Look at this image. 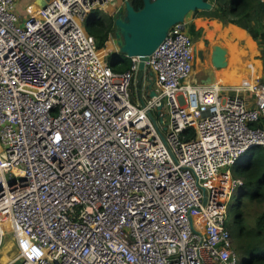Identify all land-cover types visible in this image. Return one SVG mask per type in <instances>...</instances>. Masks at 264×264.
Segmentation results:
<instances>
[{
	"label": "built area",
	"instance_id": "1",
	"mask_svg": "<svg viewBox=\"0 0 264 264\" xmlns=\"http://www.w3.org/2000/svg\"><path fill=\"white\" fill-rule=\"evenodd\" d=\"M16 1L0 0V253L7 227L18 244L3 264H240L226 215L244 180L220 170L264 153V72L190 82L194 41L177 23L148 56L156 95L141 107L138 58L114 70L85 28L113 0L27 17Z\"/></svg>",
	"mask_w": 264,
	"mask_h": 264
},
{
	"label": "trees",
	"instance_id": "2",
	"mask_svg": "<svg viewBox=\"0 0 264 264\" xmlns=\"http://www.w3.org/2000/svg\"><path fill=\"white\" fill-rule=\"evenodd\" d=\"M130 1H132L136 9L143 4V0ZM207 1L213 4V9L203 12L208 13L210 17L222 21L223 24H234L237 26L241 22L247 24L249 35L256 40L261 48L263 59L264 0ZM203 12L195 10L191 13L193 15ZM113 20V16L107 15L100 9L92 11L86 19V31L94 37L100 50L105 48L106 41L111 38ZM188 35L195 41L201 35V30H196L194 25L190 24ZM108 58L109 65L114 70L126 71L130 68V58L121 57L118 53H112ZM186 136L192 138L194 131L189 129ZM239 163L242 175L240 177L243 178L244 182L238 194L233 215L234 244L240 255V264H264V212L257 218L255 226L251 227L244 212L245 202L243 200L245 198L250 202L264 203V153L260 147H254L241 157Z\"/></svg>",
	"mask_w": 264,
	"mask_h": 264
},
{
	"label": "water",
	"instance_id": "3",
	"mask_svg": "<svg viewBox=\"0 0 264 264\" xmlns=\"http://www.w3.org/2000/svg\"><path fill=\"white\" fill-rule=\"evenodd\" d=\"M49 1V0H48ZM41 7H46V0H38ZM213 4L207 0H143L139 8H135L132 1L123 0V8L117 10L113 16L112 36L117 47L113 53L127 58L137 57L138 66L135 84L132 87L133 96L144 107L146 100L156 95L153 89L154 80L152 73L147 71L146 61L157 47L166 38L169 30L177 23H184L186 16L198 11H211ZM36 9L30 10V13ZM208 45V43H204ZM194 54L200 55V61L205 63L202 51L194 47ZM209 65L202 68L204 79L201 84H214L216 82L215 70L227 66V49L219 44L212 46ZM143 85L147 87V93L143 92ZM163 102L157 107L160 111ZM147 114L152 123L158 127L152 111ZM162 140L166 144L165 137Z\"/></svg>",
	"mask_w": 264,
	"mask_h": 264
},
{
	"label": "rangeland",
	"instance_id": "4",
	"mask_svg": "<svg viewBox=\"0 0 264 264\" xmlns=\"http://www.w3.org/2000/svg\"><path fill=\"white\" fill-rule=\"evenodd\" d=\"M114 4H115V0H113L109 5H114ZM25 5L26 2H24V4H18V7L15 6V12H17L18 14H22L21 8L23 10ZM102 12H105V10H102ZM196 15L197 14L192 15V13H189V15H187L186 17V22L190 17ZM198 15L200 17L201 16L207 17L206 21L197 23L196 27L197 29H201V35L199 36V38H197L194 41V47H197L198 51L199 50L202 51V57L205 60V63H202L200 61L199 54H195L193 72L197 73L199 70L209 65L211 50L214 44H219L227 47L226 43L231 40L233 41V43L237 42V45L234 47V49H227L228 64L226 67H224V69L223 68L219 69L220 71L217 74V77H221V80L223 81L227 80L226 84L228 85H237L246 82L247 79L242 74H246L249 79L254 78L257 79L256 81H258L261 72H264V64L262 68L259 62L260 59H262L261 56L262 54L260 50L261 48L259 47L256 40L252 39V37L249 35L247 24L245 22H241L239 26L234 24H223L222 21L210 17L209 14L206 12L198 13ZM214 22L216 25H219L221 28L220 32L218 33L213 29V26H211ZM189 25H190L189 23H186V31L188 33H189ZM222 29H224L225 31H222ZM204 43H208V45H204ZM106 49L113 51L116 50L117 47L115 45V41L111 40L109 41V43L107 42L103 50L105 51ZM121 57L123 56L121 55ZM108 60L109 58H107V61ZM262 60L264 63V58ZM227 87H231V86H227ZM240 166L241 165L237 163L233 166L222 168L220 170V175L225 174L227 171L230 170L232 177L234 176L240 177L242 176ZM218 180H219V176L217 177L216 181ZM239 191L240 188L233 191L227 202L228 214L226 215V224L228 228H230L233 235L235 234V231L233 229V215H234L235 204L238 198ZM243 200L245 202L244 212L248 220V223L251 227H254L257 218L261 216L264 212V203L250 202L248 201V199L245 198ZM4 245L6 247L9 246V251H7V249L5 248L3 253L2 254L0 253V264L5 263L6 260L8 259L7 253L8 256L11 257L12 259V255L14 256L15 250L18 249L17 240L11 233V227H7V233H6ZM2 259L5 260L2 261Z\"/></svg>",
	"mask_w": 264,
	"mask_h": 264
},
{
	"label": "crops",
	"instance_id": "5",
	"mask_svg": "<svg viewBox=\"0 0 264 264\" xmlns=\"http://www.w3.org/2000/svg\"><path fill=\"white\" fill-rule=\"evenodd\" d=\"M47 2H48V0H46ZM24 2H26V5L24 6V8H23V10H22V8H21V12H22V14H19L20 16H23V17H27V15H29L30 14V10H32V9H36L38 6H40L39 4H38V0H17L16 1V3H17V5H16V3H15V6L16 7H18V4H24ZM110 4V3H109ZM107 5V7L105 8V12H106V14L107 15H109V16H114V14H115V12L117 11V10H121L122 8H123V0H115V4L114 5ZM104 12V13H105ZM201 12H203V11H201ZM207 12V11H206ZM17 13V12H16ZM18 14V13H17ZM207 20V17H200L198 14L196 15V16H192V17H190L189 19H188V21L186 22V23H189V24H192V25H194V27H195V29L196 30H201V29H197V23L198 22H204V21H206ZM215 20V19H214ZM217 20V19H216ZM218 24V23H217ZM211 26H213V29L218 33V32H220V26L219 25H216L215 24V22L211 25ZM222 31H225L224 29H222ZM227 45V47H225V46H223V45H221V46H223V47H225L226 49H234V47L237 45V42L236 43H233V41H228L227 43H226ZM115 49V48H114ZM261 50V49H260ZM260 65L262 66V68H263V60L262 59H260ZM224 69V68H223ZM262 70V69H261ZM219 69H216L215 70V75H216V82L215 83H222V84H225V85H227V86H240V85H245V86H248V85H253L255 82H256V80L257 79H254V78H251V79H249L248 77H247V75L246 74H242L246 79H247V81L246 82H244V83H242V84H237V85H228V84H226V81H223V80H221V77H217V74L219 73ZM202 70H199L197 73H192V76H191V78H190V82H192V83H201L200 82V79H204L205 78V75H203L202 73ZM261 74H262V72H261ZM261 74H260V78L259 79H261ZM259 79H258V81H259ZM227 88H230V87H227Z\"/></svg>",
	"mask_w": 264,
	"mask_h": 264
},
{
	"label": "bare ground",
	"instance_id": "6",
	"mask_svg": "<svg viewBox=\"0 0 264 264\" xmlns=\"http://www.w3.org/2000/svg\"><path fill=\"white\" fill-rule=\"evenodd\" d=\"M214 84H216V85H220V86H227V85H225V84H222V83H214ZM243 86H245V85H240V86H236V87H243ZM248 86H251V85H248ZM26 250H28V245H26Z\"/></svg>",
	"mask_w": 264,
	"mask_h": 264
}]
</instances>
